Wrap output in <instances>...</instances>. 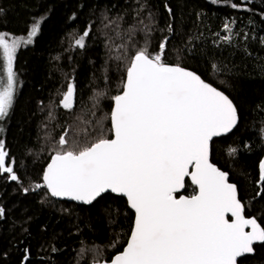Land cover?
Returning a JSON list of instances; mask_svg holds the SVG:
<instances>
[{"label": "trees", "instance_id": "trees-1", "mask_svg": "<svg viewBox=\"0 0 264 264\" xmlns=\"http://www.w3.org/2000/svg\"><path fill=\"white\" fill-rule=\"evenodd\" d=\"M0 10L9 40L29 37L40 22L15 55L18 88L1 137L18 179L0 170V264H94L124 249L135 217L125 197L77 204L36 185L57 151L112 137L113 98L131 58L145 47L156 54L165 41V63L197 72L235 102L239 123L214 139L212 161L264 227V0H0ZM73 84L74 104L65 109ZM196 192L188 179L184 193ZM255 249L239 264H264V242Z\"/></svg>", "mask_w": 264, "mask_h": 264}, {"label": "snow or ice", "instance_id": "snow-or-ice-1", "mask_svg": "<svg viewBox=\"0 0 264 264\" xmlns=\"http://www.w3.org/2000/svg\"><path fill=\"white\" fill-rule=\"evenodd\" d=\"M39 24L31 27L28 43ZM87 35L85 31L76 40L79 47H84ZM165 44L156 54L145 47L131 58L123 91L113 98L114 138H100L79 151H57L43 186L53 196L87 204L109 191L127 197L135 211L134 229L125 250L110 264H237L238 257L254 252L255 242L264 241V227L244 216L236 185L209 162V141L237 125V107L195 72L165 63ZM18 46V39L10 42L0 34L7 72V85L0 87V118L13 104ZM74 98L73 84L63 96V107L71 109ZM59 144L68 141L61 136ZM7 156L0 142V170L17 180L5 164ZM260 168L264 180V162ZM185 177L198 192L177 198ZM4 212L0 207V217Z\"/></svg>", "mask_w": 264, "mask_h": 264}, {"label": "water", "instance_id": "water-1", "mask_svg": "<svg viewBox=\"0 0 264 264\" xmlns=\"http://www.w3.org/2000/svg\"><path fill=\"white\" fill-rule=\"evenodd\" d=\"M171 65H175V64H171ZM181 67H183V66H181ZM183 68H186V67H183ZM186 69H188V70H190V71H193V70H191V69H189V68H186ZM193 72H195V71H193ZM196 74H198L197 72H195ZM202 79H204L200 74H198ZM205 80V79H204ZM205 82H207V83H210L209 81H207V80H205ZM213 87H216L215 85H213L212 83H210ZM217 88V87H216ZM218 90H220V91H222V92H224L223 90H221V89H219V88H217ZM122 93V92H121ZM121 93H119V94H121ZM225 93V92H224ZM118 94V95H119ZM225 95H227L226 93H225ZM231 100H232V98L229 96V95H227ZM233 101V100H232ZM233 103L235 104V102L233 101ZM236 105V104H235ZM237 107V106H236ZM113 109H114V103H113V108H112V111H113ZM237 113H238V117H239V119H240V116H239V111H238V108H237ZM239 119H238V122H237V125H238V123H239ZM112 123V122H111ZM237 125L231 130V131H229V132H222L220 135H218V136H213L212 137V139L209 141V162L210 163H212L214 166H216L217 168H219L221 171H224V172H226V173H228V182L229 183H231V184H235L236 185V189H237V197H238V199L240 200V202L244 205V203H243V201L240 199V195H239V190H238V186H237V184L236 183H234V182H232V181H230V174H229V172H227V171H225V170H223L222 168H220L219 167V165H217L216 163H214L213 161H212V143H213V141H214V139L215 138H218V137H221V136H225V135H228V134H230L236 127H237ZM62 136H64V138H65V134H63ZM112 138H114V136L112 135V137L111 138H108V139H112ZM55 155V154H54ZM54 155L50 158V160H49V162H48V164L46 165V167H45V170H44V173L47 171V168H48V165L52 162V158L54 157ZM263 162H264V159H263ZM193 169L192 168H189V171H192ZM44 173H43V175H44ZM188 179H190V177H185V186H184V188H182L178 193H176V196H177V198H179L181 195L182 196H186V197H191L190 195H186L185 193H184V190H185V187H186V182H187V180ZM191 180V179H190ZM43 184H44V181H43V183H39V185H42L43 186ZM41 186V187H42ZM196 186V185H195ZM41 187H39V188H37V189H40ZM197 187V186H196ZM47 188V187H46ZM49 191V193L51 194V192H50V190H48ZM197 192H198V188H197ZM196 192V193H197ZM107 193H112L111 191H109V192H107ZM195 193V194H196ZM106 194V193H105ZM113 194H116V195H119V196H123V197H125L126 199H127V197L125 196V195H123V194H119V193H113ZM52 195V194H51ZM102 195H104V194H102ZM53 196V195H52ZM54 198H56V199H58V200H63V201H69V202H75V203H77V204H86V205H89V204H87V203H85V202H83V201H77V200H74V199H72V198H70V197H56V196H53ZM99 198V197H98ZM97 198V199H98ZM94 202V201H93ZM127 202H128V200H127ZM128 205H129V207H130V204H129V202H128ZM130 209L134 212V214H135V211L130 207ZM244 216L246 217V218H255L256 220H257V222L260 224V222L258 221V219L255 217V216H247L246 215V207H245V205H244ZM226 218L231 222V220L232 219H234V217H232V215H231V213H229V214H227V216H226ZM134 223H135V217H134ZM134 223H133V228H132V231H133V229H134ZM261 225V224H260ZM262 226V225H261ZM263 227V226H262ZM246 231H249L250 229H245ZM132 231H131V234H132ZM131 234H130V237H131ZM130 237H129V239H130ZM129 239H128V241H129ZM264 241H260V242H255L254 243V245H253V247H254V252L253 253H251V254H245L244 256H247V255H253V254H255V252H256V249H255V246L257 245V244H260V243H263ZM128 243V242H127ZM127 247V244H126V246L124 247V249L121 251V252H119V253H117L116 255H118V254H120V253H122L124 250H125V248ZM116 255H114L113 256V258L112 259H114L115 258V256ZM244 256H242V257H244ZM242 257H238L237 258V264H239V260L242 258ZM111 259V260H112ZM111 260H105V261H101V262H97V263H94V264H110V262H111Z\"/></svg>", "mask_w": 264, "mask_h": 264}, {"label": "rangeland", "instance_id": "rangeland-1", "mask_svg": "<svg viewBox=\"0 0 264 264\" xmlns=\"http://www.w3.org/2000/svg\"><path fill=\"white\" fill-rule=\"evenodd\" d=\"M28 39H29V37L18 38L19 46L17 47L16 53L18 52V50L20 48L29 44ZM32 40H33V37H31V41ZM9 41L11 42V40H9ZM13 71H14V65H13ZM15 79H16V76H15ZM6 85H7L6 60L4 59V56H3V50L0 49V87H6ZM17 88L18 87H17V80H16V86H15L13 101H14V98L16 95ZM10 110H11V108L9 109L8 114L10 113ZM8 114L6 116L0 118V142H3L1 137L4 134V121L7 118ZM4 151H6L8 153V149L5 145H4ZM5 164H6V166L12 167L14 164V159L12 160L10 157L7 156Z\"/></svg>", "mask_w": 264, "mask_h": 264}, {"label": "flooded vegetation", "instance_id": "flooded-vegetation-1", "mask_svg": "<svg viewBox=\"0 0 264 264\" xmlns=\"http://www.w3.org/2000/svg\"><path fill=\"white\" fill-rule=\"evenodd\" d=\"M12 160L14 159V157L11 158ZM13 167V166H12Z\"/></svg>", "mask_w": 264, "mask_h": 264}, {"label": "bare ground", "instance_id": "bare-ground-1", "mask_svg": "<svg viewBox=\"0 0 264 264\" xmlns=\"http://www.w3.org/2000/svg\"><path fill=\"white\" fill-rule=\"evenodd\" d=\"M41 183H43V182H41Z\"/></svg>", "mask_w": 264, "mask_h": 264}]
</instances>
